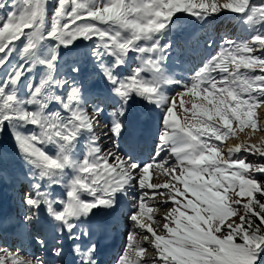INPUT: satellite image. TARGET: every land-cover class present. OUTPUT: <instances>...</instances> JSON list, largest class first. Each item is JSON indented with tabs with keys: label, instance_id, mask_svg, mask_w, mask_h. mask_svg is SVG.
Listing matches in <instances>:
<instances>
[{
	"label": "snow or ice",
	"instance_id": "1",
	"mask_svg": "<svg viewBox=\"0 0 264 264\" xmlns=\"http://www.w3.org/2000/svg\"><path fill=\"white\" fill-rule=\"evenodd\" d=\"M48 5L49 0H0V133L7 127L30 167L27 175L9 170L0 150V187H13L17 205L15 214L0 208V237L11 231L45 247L50 233L31 231L45 212L57 264L65 234L73 264H97L92 236L109 234L111 226L92 217L114 212L118 196L131 190L139 195L115 264H264V0H55L46 27ZM178 12L201 21L230 13L248 38L224 36L190 83H182L164 67L172 50L166 33ZM81 40L93 42L98 69L87 81L103 79L110 93L96 102H89L90 89L58 68L59 50ZM17 42L18 61L9 64ZM38 65L43 70L34 82ZM18 85L26 95L17 94ZM172 86H179L175 95H165ZM134 97L162 111L157 150L144 165L121 155L116 143L125 135ZM178 99L183 122L174 111ZM109 106V122L98 133V118ZM28 125L33 130L20 131ZM235 129H249L244 134L258 142L241 141L225 151L223 141ZM102 137L112 147H102ZM128 142L134 145L136 137ZM49 145L54 154L45 151ZM153 174L165 182H151ZM54 184L65 189L63 199L52 197ZM154 210L163 213L159 220ZM0 264L46 261L0 247Z\"/></svg>",
	"mask_w": 264,
	"mask_h": 264
},
{
	"label": "rangeland",
	"instance_id": "2",
	"mask_svg": "<svg viewBox=\"0 0 264 264\" xmlns=\"http://www.w3.org/2000/svg\"><path fill=\"white\" fill-rule=\"evenodd\" d=\"M54 6H55V0H49L48 11H47L46 16H45L46 27L48 25H50V23H51L52 12H53ZM172 24H174L175 27H172L171 26ZM216 28H219V30H217ZM169 29L170 30L166 33V37L168 39V42L171 44L172 50L168 54V59L165 61L164 67L168 70L169 75H172L174 73L175 74L174 79L181 80L182 83H185V84L190 83L191 77L195 74V72L200 67H197L193 71L192 70H183V69H185V67L181 66V62H180V58L182 56L181 53L184 54V53H188L189 51L193 52V54L195 55V57L197 59V60L195 59L196 62L200 63L199 60H203V62H204V60L209 55L214 54V52L220 47L222 40L224 39V36H227L229 39H233V40L237 39L238 37H240L241 39H247L248 38L247 34L242 32L240 25L234 21V17L230 13H223V14L217 15L215 17H209L207 20L201 21V20H198L197 18H195L193 16H190L187 13L178 12V13H175L173 15V17L171 18V24L169 25ZM197 34H199L198 35V43L192 44L189 46L188 42L192 39L193 36H197ZM92 43H93L92 41L81 40V41H77L70 48L60 49L59 50V59H58L57 63H58V68L63 69V74L65 76L71 77L72 79H75V80H79L86 88L90 89L92 91V94H93V99L89 102H96V100H97L96 96L98 97V96L105 95V94L110 95V93L106 92V82L103 79L97 77V79H95L94 81H92L90 83L87 81V77L90 74L98 73V69L95 66L96 61L94 60V58L92 57L91 52H90ZM47 46H50V45L42 46L41 49L39 50L38 54L42 53L44 48ZM19 51H20L19 42H17V46L14 48L11 55H9V64L16 63L18 61ZM3 55H4L3 53H0V57H2ZM182 62H183V60H182ZM71 66L79 67L80 72L79 73H73L71 71ZM42 70H43V66L38 65L34 74H33L34 82L36 79H38V76ZM3 72H4V69L0 68V74H2ZM57 74L59 75L60 73L58 72ZM178 87L179 86H172L171 88H165V95L174 96L176 91L178 90ZM17 94L21 95V96L26 95V93L23 91L22 88L19 87V85H18ZM85 96L87 98L88 93H85ZM184 99H185V101H187L189 98L186 96ZM188 106L190 107V104ZM50 107H51V105H50ZM110 110H111L110 108H107L102 113V116H105L106 118H108V111H110ZM174 111L179 116L181 122H183V116L181 115L180 109H179V99L177 100V107H176V109H174ZM143 112H144V117H143ZM127 113L129 114V116L132 120L134 118H137L141 122L144 121L147 129H150L154 125V122H155L156 136L159 137L160 130H161L162 111L160 108H157L155 104H149L145 100L134 97L132 100L129 101ZM136 115H138V116H136ZM132 120H131V122H132ZM31 130H33L31 125H28L26 128L20 129V131H31ZM234 131L236 133L235 136L227 137L223 141L224 150H225V145L228 142L239 141L240 138L243 135H245L244 132H247L250 130L245 129L244 132H241L239 129H235ZM1 134L5 135V137L7 138V142L16 150V154L19 155L18 150L16 148V144L12 138L11 132L7 130V127H5V131L0 133V135ZM252 138H255V136ZM110 142H111L110 140H107L106 143L110 144ZM128 144H129V142H128ZM77 146L78 147L76 149V157L79 159V158H82V155H83V147H82L83 145L81 144V142H79L77 144ZM45 151H47L49 154H54L56 149L54 146L49 145L45 149ZM123 155L125 156V154H123ZM16 162H17V165L15 167L16 168L20 167V169H21V172H20V170L18 171L19 174L23 173L24 175H26L25 172H23L18 159H16ZM13 165H15V164L13 163ZM69 175H71L70 170H69ZM158 181L159 182H165L164 179L161 177ZM151 182H154V180L152 179ZM6 185L8 186V184H4V187H6ZM6 189H7V191L3 193L4 198H0V208H2V210L4 211V214L5 213L9 214L11 212L10 209L12 210V214H15V212H13L15 205L9 204L10 203L9 200L11 197H10V194L8 193V188H6ZM50 192H51L52 197L54 199H57V200L63 199L64 195H65V189L60 184L52 185L50 188ZM229 195H231V191L229 192ZM128 196H129V194L125 197H128ZM135 199L136 198H131L130 202L133 201V203H134ZM157 199H159V198H157ZM6 202H7V204H6ZM133 203H131V204H133ZM6 206H7V208H6ZM128 206H130V204H128ZM5 211H10V212L7 213ZM102 211L103 210H101V212ZM120 213H121V220H123L122 222L126 221V219H124L125 217L131 215V214H127L128 213L127 210L125 208H123L122 206L120 207ZM153 214H155V216H158V214L160 216L163 215L162 212L158 213V212H155V210H154ZM105 215H106V213L101 214L100 212H98L95 216L92 217L91 222L104 224L103 223L104 220H102V218L105 217ZM46 217H47V214L45 212H43V215L41 213V218H40L39 222L43 223L42 220H43V218H46ZM47 221L50 222V220H47ZM147 221H148L147 217L145 216V222L148 223L149 221L148 222ZM49 222H46L45 224H48ZM118 227H119V224H118ZM129 229H130L129 226H127V227L121 226V228L118 229V232L127 231V230L129 232L131 230V229L130 230ZM116 234H117L116 229L111 230V232L109 233V235H116ZM103 235H105V233H103L102 235H98L97 233H95L92 236V242L96 244L97 249L99 247L101 248L100 252L102 251L103 246H105V243L103 242V238H104ZM127 235H128V233L126 234V236L124 238V241H123V244H122L120 251H117V252L113 251L117 256L115 258H113L111 264H115L116 258L118 257L119 253L123 250L124 245L127 242ZM15 239H16V242H20V240L25 241L27 238L26 239L15 238ZM83 239L87 243V238H83ZM137 239H139V237H137ZM3 240L7 241V238L5 239L4 236L0 237V242L3 243ZM32 241H35V239H32ZM61 242H62L64 255H63V259L60 262V264H69L70 262H73L72 261V253H71L72 242L66 238V234H65V236ZM117 242H115V243H117ZM110 244H113L112 240L108 241L106 243V245H110ZM17 245H19V243ZM69 245H70V249L67 250V248H69ZM37 246H38V251L36 252V256L42 257L43 252L41 250V246L39 244ZM0 247H2V246H0ZM29 247H30V244L26 248V251L24 250L25 254H28V253L30 254L33 252ZM4 248H8V247H4ZM15 248H18V246L14 245L13 248H10V249L8 248V249L13 250ZM65 250H67V251H65ZM98 252L99 251H96V254ZM51 254H52V251H51ZM97 256H98V254H97ZM51 257L53 258V260H55L53 262V264H57L55 262L57 261L58 258L54 257L53 254ZM97 260L98 259H96V261Z\"/></svg>",
	"mask_w": 264,
	"mask_h": 264
},
{
	"label": "bare ground",
	"instance_id": "3",
	"mask_svg": "<svg viewBox=\"0 0 264 264\" xmlns=\"http://www.w3.org/2000/svg\"><path fill=\"white\" fill-rule=\"evenodd\" d=\"M216 29L219 30V28H216ZM181 55H182L181 58H180L181 66L185 67V69H183V70H192L193 71L197 67H202L203 60H199L200 63L199 62L197 63L196 62L197 59H196L194 54L192 55V54H189V53H184V54L181 53ZM182 60H183V62H182ZM96 99H98L97 96H96ZM108 108L111 109L110 106ZM136 116H138V115H136ZM143 117H144V112H143ZM99 118L98 119H99L101 124L97 128V132L98 133H100L101 130L103 129L104 124H107L109 122V119L106 118L105 116L101 115ZM134 119H136V118H134ZM130 120H132V119H130ZM140 124H141V121L138 123V127H139ZM134 125H136V124L134 122H132V124L130 125V127L127 130H130L132 128V126H134ZM102 139L104 140V145H102V147H112L111 146L112 145V141L111 140H110L111 141L110 144H108V143H106L107 140H109L107 137H102ZM141 140H142L141 143H140V141L137 142L138 143L137 148L140 149V150H143L146 153V160L139 161V159L136 158L134 155L125 154V156H130L134 160V162H136L137 164L144 165V164H147L151 160L152 156L156 153L157 149H155V146H156V144L159 143V137L156 136V132H155V122H154V125L150 129L145 128L144 130H142ZM84 141H85V138L81 137V139L78 140L77 144L79 142H81V144L84 145ZM126 141H128V139ZM241 141H245V142H248V143H257L258 142V137L255 136V138L249 139L246 135H243L240 138L239 141L228 142L225 145V151H226L227 146H231V145H233L235 143H238V142H241ZM122 143H124V140H122ZM122 148H123V146H120L119 149H118V151H120L121 155H123L121 153L123 151ZM0 150L3 151V153H4L5 157H6V160H5L6 168H8L9 170L19 174L18 171L20 170V172H21L20 167L19 168L15 167L17 165L16 159H18L23 172H25L26 175L28 174V172L30 171V167L27 166L25 164V162L20 159L19 155L16 154V150L7 142V138L5 137L4 134L0 135ZM164 154H166V153H162L161 155H164ZM13 163L15 165H13ZM21 174H23V173H21ZM160 177L164 179L163 176H160L158 174H153L152 179L154 180V182H157L160 179ZM20 187H21L20 185H17V188H20ZM6 188H8V193L10 194V197H11L10 200H9L10 201L9 204L15 205V208H14L13 212L16 213V211H17V205H16V201H15L16 192L14 191V189H13V187L11 185L8 184V186L6 185V187H4V185L2 187H0V198H4V194L3 193L7 191ZM128 194H129L128 197H125L122 194L119 195L118 196V204L116 206L115 211L114 212H111V211L106 212L105 217L102 218V220H104V222H103L104 225L111 226V230H115L116 229L117 234L116 235H109V234L103 235V237H104L103 238V242L105 243V246H103L101 252H100V249H101L100 247L97 249V251H99L97 253L99 257L97 256V254L95 255V259H98L96 261L97 264H111L113 258H115L117 256L113 251H115V252L120 251V249L122 247V244H123V241H124V238H125L126 234L128 233V230L127 231L118 232V229H120L121 226H123V227L129 226V228L131 229L132 222L130 221L129 216L124 218V219H126L125 222H122L123 220H121L120 207L122 206L123 208H125L127 210V212H128L127 214H132L135 209L133 208V204H131V203H133V201L130 202V200H131V198H137L138 195H139V192L130 190V192ZM7 202H6V204H7ZM128 204H130V206H128ZM6 208H7V206H6ZM10 211H5V212L12 213L11 209H10ZM5 215H7V214L5 213ZM42 215H43V212H42ZM113 216L118 217V223H116V224L112 223ZM160 218H161V216L158 214V216H156V219L159 220ZM44 220H50V218L47 216L46 218H43L42 221H44ZM51 224H52V222L50 220L49 225H44V227L41 228L42 232H44L46 234L50 233V234H47L44 237L46 239V246L45 247H41V250H42L43 254L45 253V256L48 255V259L47 258L44 259L46 261V264H53V262L55 261L51 257L52 256L51 249L53 247V237H55V233L52 231V225ZM118 224H119V227H118ZM37 229H39L38 226H35L33 229H31V231L32 232H38ZM97 234L98 235H102L103 233H97ZM3 236L5 237V239L7 238V241L3 240V243L0 242V246L8 247L10 249V248H13L14 245H15V246H18V248H20L21 250L24 251L28 247V245L30 244L29 248L33 251L31 255L36 256V252L38 251V246H37L38 244L35 241H32V238H27L25 241L23 240L22 243H21L22 245H21L20 242H16L15 238H17V237L15 235H13L11 231H6L3 234ZM111 240L113 241V244L106 245V243L108 241H111ZM115 242H117V243H115ZM16 243L17 244L19 243V245H17ZM68 249H70V245H69V248H67V250ZM67 250H65V251H67ZM59 259H60V262H61L63 257H61ZM55 263H57V261ZM69 264H73V262H70Z\"/></svg>",
	"mask_w": 264,
	"mask_h": 264
}]
</instances>
